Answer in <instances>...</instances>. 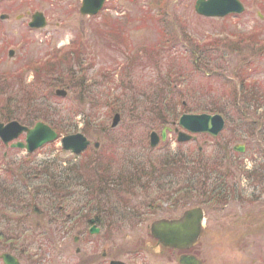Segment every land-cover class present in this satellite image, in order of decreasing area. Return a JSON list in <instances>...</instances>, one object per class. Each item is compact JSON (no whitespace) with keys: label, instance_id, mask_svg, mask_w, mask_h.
Returning <instances> with one entry per match:
<instances>
[{"label":"rangeland","instance_id":"obj_1","mask_svg":"<svg viewBox=\"0 0 264 264\" xmlns=\"http://www.w3.org/2000/svg\"><path fill=\"white\" fill-rule=\"evenodd\" d=\"M241 1L246 7L244 12L220 18L197 14L196 0H108L104 9L95 16L80 13L81 0L1 1L0 13L10 16L6 20L0 18V113L12 114L9 110H14L17 119L24 122L31 109L23 98L24 89L31 86L32 92H27L26 98L36 103L43 99L42 112L53 116L64 131L66 128H71L70 133L81 131L92 142L87 151L76 156L62 149L61 139L32 154L19 148H7L0 140V252H13L23 264H75L81 258H86L82 261L87 262V259L95 258L96 261L89 264H109L111 257L129 264H160L152 251L137 248L149 237L147 226L152 219L173 215L175 211L170 210L171 206L185 205L183 192L178 196L166 192L178 189L189 177L184 164L170 165L175 163L171 160L172 155L183 151L188 158H201L197 152L202 146L203 151L200 152L207 154V158L216 146L223 147L227 142L233 175L228 174L227 180L222 182L223 201L207 202V191L220 182L218 169L221 171L222 167L219 165H227L223 157L218 158L217 165L208 164L212 170L205 180L206 191L190 192L194 197L204 199L207 210L208 234L204 244L217 264H264V149L255 140L258 136L261 138L257 134L261 130L264 137V107L257 110L252 107L254 105L243 108L246 120L240 122L242 127L235 126L237 123L232 117L217 139L198 134L195 141L178 143L177 133L173 130L156 147L150 146V133L152 130L161 133L162 127H157L158 119L148 113H138L142 104L151 98L149 94L155 88L165 86L160 77L169 70L175 74L169 67L171 61L175 67L188 65L190 50L198 46L199 39L230 38L255 31L254 39L241 48L237 46L236 51L222 46L216 50L222 51L224 76L235 82L236 74L245 72L256 87L260 84L264 87V0ZM35 11L44 12L48 19L46 27L35 29L29 26ZM246 39L241 40L246 42ZM211 47L207 52L219 57L214 50L216 46ZM11 49L14 50L12 56L9 54ZM73 49L81 53L73 56L57 54L55 58L63 57V64L66 59L71 61V56L75 58V65H80L82 70H73L81 72L83 80L57 87L65 89V96L57 94L55 87V95L49 98L48 95L52 94L47 90L46 95L45 88L48 78H43L45 75L40 71L39 63L55 51L67 53ZM27 64L31 68L20 75L15 74ZM195 73L199 74L192 76L186 68V78L172 76L173 81L178 82L173 86L177 92L178 87L188 89L189 85L196 90L181 97L172 94L171 98L182 99L184 105L194 108L201 102L225 97L223 89L229 94L222 77L206 75L207 80L199 71ZM63 75L66 78L68 74L64 72ZM211 78L214 81L211 87L217 93L209 92L206 82ZM239 104L242 106V101L237 106ZM115 113H120L121 120L114 129L111 124ZM19 140L25 141V135ZM95 142L100 144L97 153L93 150ZM237 144H245L247 150L237 153L233 149ZM90 153L95 154L94 160ZM151 157L170 167L157 164L151 177L141 181L139 179L143 175L149 174L148 168L139 173L134 189L120 191L116 195L118 205L111 203L114 195L108 196L111 193L110 178L106 194L91 189L97 171L105 164L107 167L115 165L116 169H128L127 162L136 163L139 159ZM61 161L65 163L61 164ZM44 165L54 173H61L62 169L70 178L77 175L80 186L59 177L64 179L63 187L58 182L55 192L50 187L41 193L43 188L37 170ZM11 169L25 172L32 188H25ZM169 179L173 182L166 186ZM159 185H162L160 189L157 188ZM14 187L18 189L13 192ZM63 195L69 198L66 204L63 202L67 207L60 216L57 209ZM33 198L36 200L34 206L39 207L41 203L49 208L45 210L49 215L29 214L26 213L28 210L21 213L22 208L15 206H31ZM5 205H14L18 212L11 213ZM162 210L168 213H161ZM96 213L102 217L101 230L98 234H91L90 223L82 218L88 215L90 219ZM76 236L79 237L78 242L75 241ZM76 248L82 249L80 256L76 255ZM103 251L107 252L106 260L101 256ZM0 264H4L1 259Z\"/></svg>","mask_w":264,"mask_h":264},{"label":"trees","instance_id":"obj_2","mask_svg":"<svg viewBox=\"0 0 264 264\" xmlns=\"http://www.w3.org/2000/svg\"><path fill=\"white\" fill-rule=\"evenodd\" d=\"M257 35L255 33V31L253 33H251L250 35H243V34H237L234 35L230 38L228 37H224L221 36V38H219V36L217 37H212L209 38L207 40H203V39H199L197 40L198 42V48L194 46L193 49L190 50L189 53V58H188V65L187 66H179V67H175L173 62L171 61L169 67L175 72L172 73L170 70L165 74L162 75L160 77L161 80L165 81V86L163 88H155L152 94H149V96L151 97L148 101H145V104H142V108L141 110L138 111V113L141 114H151L152 116L154 115L157 119H158V124L157 127H163L165 125H172L173 122L177 121L179 119V116L181 115V113L183 112H189V111H199V112H204V111H209V112H220L222 114H224L226 116L227 122L228 124H230V118H234L236 121V125H239L242 127V125H240L242 121L246 120V116L244 114L243 108H247L249 106L255 107V110L264 107V87L262 86V84L259 85V87H256V85L253 82H250V80L248 79V76L245 72H239L236 74V78L238 80V82H234V80L227 78L226 76L223 75V70L225 62L221 61V57H222V51L219 50L217 51L216 48L217 47H228L230 50H235L236 51V47H242L248 44V42H251V39H254V36ZM248 38V39H246ZM218 39H220V41L218 42ZM241 39H246L247 41H243ZM264 42V40H263ZM78 43H76L77 45ZM191 44V43H190ZM192 45V44H191ZM219 45V46H218ZM73 46V45H72ZM210 46H216L215 47V51H217V56L219 57H214L212 55V53L207 52V48ZM211 47V48H212ZM77 48H80L77 46ZM200 48V49H199ZM199 49V50H198ZM81 51H77V49H73V51H67V53H61V52H56L52 57H49L46 62H44L41 66H40V71L43 73V78H45V80L48 78V81L45 85L46 88V95H47V90L49 93H51L52 95H48L49 98H52V96H54V89L55 87H64L67 85H72L75 82L79 83L82 82V75L81 72L77 73L75 70H73V68H77L82 70L80 65H75V58H73L72 56L74 54H80ZM61 55V56H65V55H72L71 56V61L66 59V62H64L65 64L61 63V60L63 57H57L55 58V56ZM51 60H55V62L51 61ZM188 68L189 72L191 71V74H193L192 76H194L195 74H199V73H195L196 71H199L202 75H205V79L209 80V78L206 77V75H212V77H217V78H223L227 84H225L228 87L229 90V94L227 92H225L224 90V95L225 97L222 98H216V101L212 100L210 102H201L199 103L198 107H194L191 108L187 105H184L181 101H179V98H171V95L174 94L176 96H184L188 93H194V91L196 89L191 88V86L189 85L188 89L186 88H179V91H176V87H173L176 83L178 85V82H174L173 81V77H177L178 79H182L185 77V69ZM66 72L68 75L65 78V76L63 75V73ZM23 73V72H21ZM21 73H18L16 75H20ZM35 73H37V70H35ZM204 73V74H203ZM62 74V75H61ZM78 75V76H77ZM174 75V76H173ZM222 75V76H221ZM173 76V77H172ZM186 78V77H185ZM190 78H187V80H189ZM207 86L209 88V92L212 93L214 90L212 89V85L214 83V81L211 80L207 81ZM205 83V86H206ZM230 86H229V85ZM35 85V84H34ZM241 87V94L239 95V86ZM51 86V87H49ZM78 86V85H75ZM31 86H28L24 89L25 91V98L27 100V104L28 106L31 108L30 109V113L27 114L24 118V122L27 125H33L35 122L37 121H44L48 124H50L53 128H55L58 133L61 134H67L70 133V129L71 128H66L67 130H63V127H60V125L56 124V120L54 119L53 116H50L47 113L42 112L41 109V102L43 99H41L40 101H38V103L35 102V100L33 99H29L26 98L27 92H32V88H30ZM155 87V86H154ZM214 87V86H213ZM41 89V88H40ZM211 90V91H210ZM215 93H217V91H214ZM145 95V94H144ZM242 96V97H241ZM239 98V99H238ZM145 99V97H144ZM47 101V100H46ZM144 101V100H143ZM239 101H242V106L239 104V106H237V103ZM142 103V102H141ZM39 106L40 108L37 109L36 107ZM12 114H9L8 112H1L0 113V120L1 121H10L12 119H17L16 115L13 112H16L14 110L10 111ZM227 113L231 114L226 115ZM50 116V117H49ZM244 127V126H243ZM246 128V127H244ZM234 129H232L233 131ZM237 131L240 132L241 131L237 129ZM217 145V144H216ZM228 148V144L227 142H224L223 147H218L216 146L213 150V152L210 154V156H207V158H205L207 154H203L200 151L197 152L198 156H200L201 158L197 157L196 159H192V158H188L185 156V153L182 151L181 153H176L173 154V158H171V160L175 161V163H172L170 165H176V164H184V168L186 170V173H189V177H187V179L185 180V182L183 184L180 185V187L177 189L175 188L174 190H167V193H172L175 196H178L180 192H183L185 195V199H184V204H191L192 202H197L196 204H204V202L202 201V197L200 198V196H195L194 194L191 195V191L194 192H200L203 191L205 189V180L208 177L210 171L212 170V167L209 168L208 164L210 163H214L217 165L216 162L219 161V159L223 158H227V157H231L230 155V151L227 149ZM194 151V150H193ZM95 153H97V151H94ZM227 153V154H226ZM193 154V153H192ZM90 156H92V160H94V155L93 153L89 154ZM89 155H85V156H89ZM147 157V156H145ZM144 157V158H145ZM178 157V158H177ZM139 159L138 162L136 163H131L128 162V169H124L123 167H118L117 169L115 168V165H111L110 167H107L108 164H105L104 168L101 169L99 172L97 171L96 176L94 177V181L93 182V187L91 188L92 190H95L98 193H103L106 194L107 190L109 187H107L108 185V178L111 179V184H109L111 187V193H108V196L111 198L113 195V197L111 198V203L112 204H116L118 205L117 200H115L116 195L118 193H120V191H124L127 189H134L136 179L139 173H142L143 171H145L148 168V175H143L141 177V179H139V181H141L143 178H150L151 174H153L155 172V167L157 164H160V167H167L168 164L167 163H158L155 159ZM219 158V159H218ZM206 159V160H205ZM97 160V159H96ZM193 160V161H191ZM217 160V161H216ZM98 161V160H97ZM143 161V162H141ZM146 162V163H144ZM149 162V163H148ZM227 164V163H226ZM219 165V164H218ZM229 165V166H228ZM99 166V165H97ZM170 167V166H168ZM219 167H222V170L220 171L218 169V179H220V182L216 183L213 186V189H210L207 191V195H208V200L207 202H222L223 201V196H224V191L222 188V182L225 180H227V177L229 176L228 174H232L231 169L233 168L231 164H227V165H219ZM224 168V169H223ZM157 169V167H156ZM21 170V169H19ZM19 170H15V169H11V172L14 176H16L17 174L19 176H21L25 181H26V185L25 188H27V178H26V173L25 172H20ZM38 171V174L40 176V184L42 185L41 189V193L46 192L50 187L53 188L52 192L54 191V188L58 187V182L60 183V185L63 187V183H64V179L59 178V177H64L65 180H68L69 182L76 184L77 186H80L79 184V178L76 175L75 178L69 177V174H66L64 171H61V173H54L53 170L48 169V165H44L43 167H40ZM37 171H34V173H36ZM157 172V171H156ZM64 173V174H63ZM50 175L47 178H44L45 176ZM111 176V177H110ZM195 177H197L195 179ZM201 178H203L201 180ZM250 178H251V174H250ZM27 179V180H26ZM191 181H192V185H191ZM171 182H173V179H169L168 182L166 183L167 185H171ZM196 183V184H195ZM2 186V184H0V187ZM67 186V185H66ZM82 186V185H81ZM162 185L157 186L158 189L161 188ZM106 187V188H105ZM18 189L17 187L13 188V192ZM167 189V188H166ZM227 189V188H225ZM229 189V188H228ZM38 191V189H37ZM204 192H202V194L204 195ZM9 193L10 190H8ZM39 192V191H38ZM8 197L12 198L10 196V194H6ZM15 196V195H14ZM33 196V193H32ZM118 196V195H117ZM123 197V195H120ZM193 196V197H192ZM34 197V196H33ZM192 197V198H191ZM69 197L66 195L62 196L63 202L66 204V200ZM196 199H200L199 201H195ZM88 200V199H86ZM204 200V199H203ZM31 206L25 207V205L21 206V204L19 205H15L16 207L22 208L21 213H25V211H27L26 213L32 212L33 214H38L41 216L49 215L48 207L43 206L40 203V206H34L36 204V200L33 198L32 202H31ZM51 204V203H50ZM56 204V208H57V203ZM48 206V205H47ZM16 207H14V205H5V208H8L11 210V213H16L18 210ZM36 208H40L41 211H39V209L37 210ZM58 211V209H57ZM50 212V211H49ZM81 214V212H79ZM96 217L99 218L100 214L96 213ZM62 214L60 213V216ZM88 216V215H87ZM87 216H83V220L86 222L87 221ZM81 219V220H82ZM102 221V220H101ZM100 221V223H101ZM110 224V223H109ZM26 228H24L23 230H25ZM3 236V235H2ZM1 238V236H0ZM3 238V237H2ZM9 248L12 250V247L9 246ZM15 251V250H14Z\"/></svg>","mask_w":264,"mask_h":264},{"label":"water","instance_id":"obj_3","mask_svg":"<svg viewBox=\"0 0 264 264\" xmlns=\"http://www.w3.org/2000/svg\"><path fill=\"white\" fill-rule=\"evenodd\" d=\"M105 0H83L81 12L84 14H95L103 6ZM195 9L199 14L206 16L223 17L229 13H241L245 7L240 0H197ZM33 21L30 23L33 27H43L46 25V19L41 12H37ZM59 95H66L65 90H58ZM120 114H115L112 127L120 122ZM179 124L190 132H209L214 136L224 128L225 120L221 114H183L180 117ZM167 127L162 131V138L166 139ZM23 131L27 132V144L18 142L13 146L26 147L32 152L43 144L57 138V132L44 122H37L34 127L23 126L17 121L7 124L0 122V137L8 144L9 141L18 137ZM191 139V135L186 132H180L178 140L186 141ZM160 137L157 132L151 133V146H156ZM63 144L66 149L79 153L84 150L89 140L83 133L71 134L63 137ZM204 209L200 206L186 211L179 220L171 221L168 219H159L153 222L151 230L159 241L165 246L190 247L198 242L203 231ZM94 222V219H91ZM95 226L91 228L92 233L98 232ZM176 232V234H174ZM183 232V234H180ZM5 264H21L12 254L5 253L2 256ZM188 260V259H186ZM194 262V261H193ZM112 264H125L120 261H114Z\"/></svg>","mask_w":264,"mask_h":264},{"label":"flooded vegetation","instance_id":"obj_4","mask_svg":"<svg viewBox=\"0 0 264 264\" xmlns=\"http://www.w3.org/2000/svg\"><path fill=\"white\" fill-rule=\"evenodd\" d=\"M5 14V13H3ZM3 14H0V17L3 16ZM9 14L8 17L9 18ZM176 129V128H175ZM174 129V130H175ZM262 132V130L260 131ZM260 132H257L258 135L261 136V138H259V136L256 138L258 141H261L262 139H264V137L261 135ZM203 147H200V151H202ZM247 150V147L245 145L244 151L245 152ZM62 207V206H61ZM191 206H185V205H179V207H175V206H171L169 207L170 210L172 209L173 211H175V213L173 212V215H169V216H158L154 219H152V221H150V224L147 226L148 227V234L149 237L146 238V240L143 242V245L139 244V247L137 248L138 250L142 249V250H150L152 251L157 258L161 261L162 264H217L216 262V258L212 255L208 253V247L204 244L205 240L207 239V234H208V221H207V210L206 208L204 209L205 214H204V222H203V231L200 237V240L193 246L190 247H177V246H164L162 243L159 242V240L153 236V233L151 231V225L152 223L157 220V219H161V218H168V219H172V220H178L182 217L183 213L189 209ZM161 213H168V212H164L163 210L161 211ZM160 213V214H161ZM67 217L70 219H72L71 215H67ZM94 219V222L91 223V219ZM102 217L99 216L98 217H91L90 218V223L92 225H95L96 227H100V221H101ZM88 222V223H89ZM91 226V225H90ZM100 232V231H99ZM98 232V233H99ZM97 233V234H98ZM174 234H176V232H174ZM180 234H183L182 232H180ZM79 239L76 241L78 242ZM82 249L81 248H76V255L80 256L82 253ZM102 258H104L106 260V258H108L107 256V252L103 251L101 254ZM86 259V258H81ZM188 259V260H186ZM21 260V259H20ZM80 260V262H76L75 264H89V263H93L95 262V258L94 259H87L88 262L86 260L82 261ZM109 264H112V262L114 261H120L123 262L125 264H129L128 262H126L125 260H121V259H116V258H110L109 260ZM194 261V262H193ZM221 261V260H219ZM260 261V260H259ZM22 262V261H21ZM222 262V261H221ZM23 263V262H22ZM106 263H108L106 261ZM160 263V264H161ZM256 264V263H255ZM258 264H263V262H259Z\"/></svg>","mask_w":264,"mask_h":264}]
</instances>
